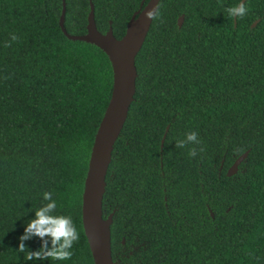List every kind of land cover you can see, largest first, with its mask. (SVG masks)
Returning a JSON list of instances; mask_svg holds the SVG:
<instances>
[{
  "label": "trees",
  "instance_id": "trees-1",
  "mask_svg": "<svg viewBox=\"0 0 264 264\" xmlns=\"http://www.w3.org/2000/svg\"><path fill=\"white\" fill-rule=\"evenodd\" d=\"M141 1L91 0L96 29L119 40ZM239 2L158 3L105 178L115 264H264V0H247L234 25L225 9ZM65 4L66 32L85 34L89 0ZM61 10V0H0V264H93L81 202L112 69L100 49L63 35ZM192 131L201 143L176 147ZM192 147L204 151L191 157ZM46 191L80 232L70 260L17 250Z\"/></svg>",
  "mask_w": 264,
  "mask_h": 264
},
{
  "label": "water",
  "instance_id": "water-1",
  "mask_svg": "<svg viewBox=\"0 0 264 264\" xmlns=\"http://www.w3.org/2000/svg\"><path fill=\"white\" fill-rule=\"evenodd\" d=\"M145 1L142 0L139 9L132 14L126 25L124 35L118 40L113 36L111 26L104 34L96 29L94 5L91 0H89L86 33L69 35L64 28L66 4L65 0H61L62 10L58 24L63 35L71 41L85 42L100 49L107 56L112 69L111 95L94 136L81 202L82 227L93 264H115L112 261L110 246V226L113 213L103 219L102 199L114 144L120 135L129 107L134 100L135 80L137 78L135 58L143 46L152 23V20L145 17V13L150 8L158 6L160 0H148L144 4ZM246 1L243 0V2ZM182 23L183 16H180L177 20L179 28ZM233 23L236 24V19H233ZM257 23L258 20L252 24V27ZM168 129L169 127H166L160 141V150L163 148ZM247 155L248 152H245L233 162L226 171L227 177L237 173L239 165ZM209 214L213 218V214L211 212ZM122 243L124 242L122 241Z\"/></svg>",
  "mask_w": 264,
  "mask_h": 264
},
{
  "label": "clouds",
  "instance_id": "clouds-1",
  "mask_svg": "<svg viewBox=\"0 0 264 264\" xmlns=\"http://www.w3.org/2000/svg\"><path fill=\"white\" fill-rule=\"evenodd\" d=\"M229 18L239 19L247 15L249 9L247 4L240 0L237 5L225 9ZM145 17L150 20H160L161 13L158 6L150 8ZM19 39L15 34L11 35L9 43L6 47L11 46V42ZM198 133L195 131L186 134L184 139L177 140L176 147L184 148L188 144L197 145L201 141L198 139ZM199 152H203L204 148L197 150L196 147L189 149V156L195 157ZM43 199L47 201L42 207L35 211V216L24 228L23 234L19 237L18 252L26 253V259L32 260H53L66 261L70 260L73 253L71 251L74 243L80 239V232L75 226L70 215L55 214L57 210V202L53 199L51 192H44ZM39 238L41 246L39 249L32 251L26 247L25 242L32 238Z\"/></svg>",
  "mask_w": 264,
  "mask_h": 264
},
{
  "label": "flooded vegetation",
  "instance_id": "flooded-vegetation-1",
  "mask_svg": "<svg viewBox=\"0 0 264 264\" xmlns=\"http://www.w3.org/2000/svg\"><path fill=\"white\" fill-rule=\"evenodd\" d=\"M109 216V215H108ZM107 216V217H108ZM123 242H124V240H122ZM122 241H121V244H124V243H122ZM122 257H123V255H121ZM117 264H119V261L117 260Z\"/></svg>",
  "mask_w": 264,
  "mask_h": 264
}]
</instances>
